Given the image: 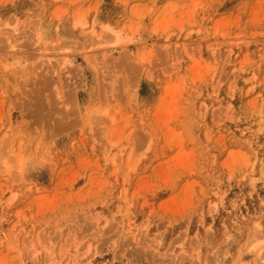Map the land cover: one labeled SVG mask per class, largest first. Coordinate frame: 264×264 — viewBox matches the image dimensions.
I'll list each match as a JSON object with an SVG mask.
<instances>
[{
	"label": "rangeland",
	"instance_id": "rangeland-1",
	"mask_svg": "<svg viewBox=\"0 0 264 264\" xmlns=\"http://www.w3.org/2000/svg\"><path fill=\"white\" fill-rule=\"evenodd\" d=\"M0 264H264V0H0Z\"/></svg>",
	"mask_w": 264,
	"mask_h": 264
},
{
	"label": "bare ground",
	"instance_id": "bare-ground-1",
	"mask_svg": "<svg viewBox=\"0 0 264 264\" xmlns=\"http://www.w3.org/2000/svg\"><path fill=\"white\" fill-rule=\"evenodd\" d=\"M36 95V94H35ZM37 107V106H36ZM39 108V107H38Z\"/></svg>",
	"mask_w": 264,
	"mask_h": 264
}]
</instances>
